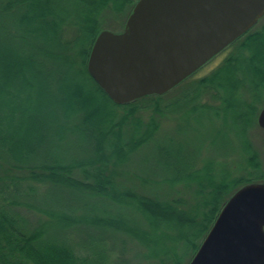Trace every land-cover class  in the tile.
I'll list each match as a JSON object with an SVG mask.
<instances>
[{
	"label": "trees",
	"instance_id": "16d2710c",
	"mask_svg": "<svg viewBox=\"0 0 264 264\" xmlns=\"http://www.w3.org/2000/svg\"><path fill=\"white\" fill-rule=\"evenodd\" d=\"M136 1L56 0L55 11L52 0H0V264H110L106 240L117 236L136 241L151 264H187L227 199L264 181L247 140L264 94V25L188 87L218 107L189 101L185 109L187 94L164 103L191 76L163 95L115 105L88 75L87 60L105 14L128 16ZM70 88L97 101L101 113L78 110ZM171 109L196 122L212 113L240 141L242 162L233 170L218 154L202 156L214 153L220 136L211 128L198 132L187 153L155 148L140 173H129L134 154L159 130L153 115L141 114ZM173 184L191 190L193 206L161 188ZM106 206L116 215L106 216Z\"/></svg>",
	"mask_w": 264,
	"mask_h": 264
},
{
	"label": "water",
	"instance_id": "95a60500",
	"mask_svg": "<svg viewBox=\"0 0 264 264\" xmlns=\"http://www.w3.org/2000/svg\"><path fill=\"white\" fill-rule=\"evenodd\" d=\"M263 15L264 0H138L121 32L97 35L86 70L115 105L163 95ZM187 264H264V181L227 199Z\"/></svg>",
	"mask_w": 264,
	"mask_h": 264
},
{
	"label": "rangeland",
	"instance_id": "374dc122",
	"mask_svg": "<svg viewBox=\"0 0 264 264\" xmlns=\"http://www.w3.org/2000/svg\"><path fill=\"white\" fill-rule=\"evenodd\" d=\"M42 2V0H39ZM56 0H52L54 2L50 5L51 9L57 11L55 6L57 5ZM59 3V2H58ZM60 8L65 9V7L59 3ZM57 7V8H58ZM58 8V9H60ZM79 12L84 13L85 11L80 8H77ZM105 23L102 26L103 30L110 31L112 33H119L123 30L127 15L120 14L118 16H113L111 14H105ZM264 25V17L258 22V24L251 30L258 31L261 27ZM234 45L228 47L227 49L223 50L221 53L216 55L213 59L208 61L203 67H201L196 73L193 74L189 79L184 81L179 87L174 89L169 95L165 98H163L164 103L172 100V99H183V97L187 94V97L185 100L183 99L181 103L185 107L188 105L189 101H192V103H200V104H208L210 106H216L218 107L219 102H216L212 100L209 95L201 96L198 99V92L199 91H192V88L190 87L191 83H195L194 81L208 75L211 71L216 69L220 64L222 63L223 59L229 54L230 52L234 51ZM247 55L241 54L239 56V60L246 57ZM258 57V56H257ZM250 65V62H245L243 66ZM253 65L257 68L259 66L256 63H253ZM242 66V67H243ZM240 67V66H239ZM241 68V67H240ZM241 70L238 68L237 71L234 72V78H238L241 75ZM71 94L73 93V101L76 104V108L80 109L81 106L88 105L89 107H85V112L92 113L94 110L96 112V115L101 113V111L96 109V106L98 105L97 101L94 100H85L83 99L86 97L84 92H74V89L70 88ZM260 95V101L259 103L255 104V107L260 110L262 108V105L264 104V94ZM72 96V95H71ZM195 96V98H194ZM193 98V99H192ZM246 98V102H252L251 99L248 97ZM88 99V98H87ZM194 100V101H193ZM237 100V99H236ZM238 101V100H237ZM163 103V102H161ZM261 104V105H260ZM161 105V104H160ZM78 109V110H79ZM178 111V110H177ZM94 114V113H93ZM153 115L154 119L159 123V130L156 133V135L153 136L152 140L148 142V144L141 148L140 151H138L131 160V163L129 166H127V171L129 173H140L142 171V168L144 167L143 158L144 155L148 154L150 151L154 150L155 148H163L167 152H170L172 157H175V155H178L179 152L178 147L182 149V153H187L188 148L186 147L187 144H191L194 141V137L198 134V132H204L203 130H219L220 136L217 137V141L214 144V153L210 149L202 150L201 153L202 156H208L209 154L212 156H216V154L222 156L220 158H217V162H226L227 166H230L231 169H235L237 165H239L241 161V149H239L240 141L236 139L233 135H230L222 126L220 119H215L212 117V113H206V115L198 122L195 120H192V115L189 113V117L187 113L185 112H176L175 110L171 109L167 114L159 115L158 113L153 114L152 112H145L141 114V118L143 120H147L148 115ZM211 118V119H210ZM95 120V118H93ZM210 119V120H209ZM106 125L105 127H107ZM203 135V134H201ZM210 135V134H209ZM214 135V134H213ZM264 135V130L259 128L257 124H253V126L248 130L247 132V140L250 141L252 144L254 150L258 153L259 161L262 165V168H264V144L262 142ZM197 137H199L197 135ZM162 149V150H163ZM240 153V154H239ZM123 184H129L127 182H123ZM135 184H139V182L135 181ZM141 184V183H140ZM139 184V186H140ZM162 190H164L165 193L169 194V197L171 198H181L184 200V203L186 207H191L194 205V195L191 192L190 189L184 188L183 184H173L172 186H162ZM104 209L107 211L106 216H115L116 211H113L108 206ZM127 215V214H126ZM25 216L31 221L33 214L25 213ZM32 216V217H31ZM128 218L129 216H124ZM138 223V222H137ZM140 229L141 227L138 226ZM139 231V230H138ZM106 247H109L108 251V263L110 264H151L152 261L145 258L144 254H146V251L143 250V248L140 247V245L136 241H132L130 239H127L125 236H117L115 239H109L106 240ZM188 259L185 258L183 260V263L186 262Z\"/></svg>",
	"mask_w": 264,
	"mask_h": 264
},
{
	"label": "flooded vegetation",
	"instance_id": "af4514ba",
	"mask_svg": "<svg viewBox=\"0 0 264 264\" xmlns=\"http://www.w3.org/2000/svg\"><path fill=\"white\" fill-rule=\"evenodd\" d=\"M263 17H264V15L258 20V22H259ZM258 22H257V24H258ZM257 24H256V25H257ZM256 25H255V26H256ZM230 46H232V44L229 45V46H227L225 49H227V48L230 47ZM225 49H224V50H225ZM236 55H237V59H239V56H241V55H238V54H236ZM227 56H228V54H227ZM227 56H226V57H227ZM226 57H225V58H226ZM225 58H224V59H225ZM224 59H223V60H224ZM211 72H212V71H211Z\"/></svg>",
	"mask_w": 264,
	"mask_h": 264
}]
</instances>
